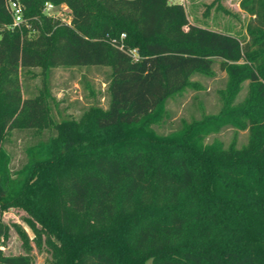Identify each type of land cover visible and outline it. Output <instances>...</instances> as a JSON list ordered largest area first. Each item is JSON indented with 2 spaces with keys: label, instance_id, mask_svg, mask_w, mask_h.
Wrapping results in <instances>:
<instances>
[{
  "label": "trees",
  "instance_id": "1",
  "mask_svg": "<svg viewBox=\"0 0 264 264\" xmlns=\"http://www.w3.org/2000/svg\"><path fill=\"white\" fill-rule=\"evenodd\" d=\"M7 1L0 240L9 238L3 214L20 209L36 246L50 254L46 264H264V0L240 3L252 18L246 43L192 25L181 0H17L20 28ZM46 3L66 5L70 24L45 14ZM216 59L230 80L221 115L158 133L168 100ZM38 67L43 75L109 68L108 107L56 122L47 95L24 96L22 77ZM245 82L250 94L234 106ZM226 127L247 131V144H205ZM45 130L51 134L27 146L15 169L6 148L13 132ZM0 264L32 263L0 248Z\"/></svg>",
  "mask_w": 264,
  "mask_h": 264
},
{
  "label": "rangeland",
  "instance_id": "2",
  "mask_svg": "<svg viewBox=\"0 0 264 264\" xmlns=\"http://www.w3.org/2000/svg\"><path fill=\"white\" fill-rule=\"evenodd\" d=\"M242 1L181 0L180 3L192 25L231 35L241 43H246L249 40L247 27L252 18L241 9ZM60 12L65 21H70V13L65 6ZM246 63L250 64L247 61L238 62L240 65ZM109 79L110 70L106 67H58L46 75H43V68L38 67L22 77V86L25 98L34 97L39 93L48 96L51 115L56 122L78 121L90 108L108 107ZM229 87L230 80L222 68L221 60H214L209 73L195 74L182 92L168 100L167 116L156 130L160 134H168L180 130L183 122L190 123L206 117L220 116L224 105L221 96L223 93H229ZM249 94L250 83L245 82L241 90L233 95V105L247 100ZM49 134L51 132L46 130L40 135L13 132L6 146L12 156V166L18 168L24 161L25 148L40 139H46ZM215 140L222 142L226 148L233 143L241 148L247 144L248 132L226 127L217 134L209 135L205 144H211ZM26 219L27 214L20 209H10L3 214V221L9 228V238L5 242L0 240V248L6 256L27 254L32 264H46L50 254L45 247L39 249L36 246L35 234L28 227ZM22 232L29 237L30 251L26 248ZM42 239H45V236H42Z\"/></svg>",
  "mask_w": 264,
  "mask_h": 264
},
{
  "label": "built area",
  "instance_id": "3",
  "mask_svg": "<svg viewBox=\"0 0 264 264\" xmlns=\"http://www.w3.org/2000/svg\"><path fill=\"white\" fill-rule=\"evenodd\" d=\"M63 6H65L68 9V7L66 5L55 6L52 3H46L44 8H43V12L49 16L60 18L65 23L70 24L71 16H70V21L67 22L63 19V17L60 14L61 13L60 11L63 8ZM7 8H8V10L12 16V19H13L12 27L13 28H20L21 25L24 23L22 5L17 0H8L7 1ZM69 13H70V11H69ZM133 54L136 56L137 52L133 51Z\"/></svg>",
  "mask_w": 264,
  "mask_h": 264
}]
</instances>
